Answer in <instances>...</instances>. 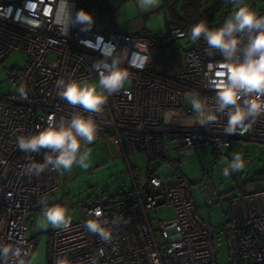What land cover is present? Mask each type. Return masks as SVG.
Wrapping results in <instances>:
<instances>
[{
  "label": "built area",
  "instance_id": "1",
  "mask_svg": "<svg viewBox=\"0 0 264 264\" xmlns=\"http://www.w3.org/2000/svg\"><path fill=\"white\" fill-rule=\"evenodd\" d=\"M80 0H0V62L12 51L25 55L21 67L8 71V93L0 92V264H25L33 247L28 234L32 214L42 207L40 200L55 191L59 170L49 165L39 175H29L25 167L43 162L50 150L23 152L17 137L35 134L48 126V119H70L74 112L91 115L98 126L97 141H109L116 148L115 158L128 168L132 188L124 194H108L90 199L79 206L81 217L68 228H55L50 235L48 264H219L213 231L199 212L191 184L179 165L186 153L210 146L221 150L230 140L243 138L264 144V112L247 132L227 134L228 108L218 112L213 83L226 79L219 50L206 52L203 37L193 42L187 30L173 27L170 36L188 38L183 69L172 78L148 71L150 57L144 38L108 29L93 31L76 23ZM58 6L59 22H56ZM264 16V11L256 13ZM206 22L211 29L209 21ZM199 21V22H200ZM198 22V23H199ZM231 59L243 62L248 33ZM118 61L129 71V85L108 98L100 113H88L72 106L57 93V81H98L93 64ZM194 93L203 100V112L216 113L218 119L200 125L175 127L165 125L164 109L175 114H194L186 96ZM256 93H241L245 99ZM264 100V96H261ZM251 116L244 122L247 124ZM169 143L173 147H169ZM86 146L81 142V149ZM144 155L145 164L136 172L135 157ZM159 158L169 165V172L156 174L150 162ZM218 202V200H215ZM228 214L224 232L228 250L226 264H264V186L242 183L227 198ZM171 207L174 217L152 224L151 212ZM100 215L97 216L96 213ZM99 220L111 231V242L88 231L85 222ZM11 251L4 255V246ZM19 250V255H16Z\"/></svg>",
  "mask_w": 264,
  "mask_h": 264
},
{
  "label": "rangeland",
  "instance_id": "2",
  "mask_svg": "<svg viewBox=\"0 0 264 264\" xmlns=\"http://www.w3.org/2000/svg\"><path fill=\"white\" fill-rule=\"evenodd\" d=\"M244 3L254 13L264 11V0H244ZM229 9L233 10L231 0H224L221 10L209 21L211 28L222 26L223 21L219 15ZM91 13L94 23L89 30L104 31L118 29L126 33H136L137 36L147 41L162 40L166 35V22H173L172 11L163 0L155 3H144L140 0H80L79 9ZM84 26V25H83ZM85 27V26H84ZM178 45L183 50L189 46L188 38H177ZM25 55L18 51H12L2 62H0V92L8 93L10 86L7 82L8 71L12 68L21 67L24 64ZM88 82H96L89 79ZM124 85H129L125 81ZM200 98L194 93H188L186 103L192 108V100ZM194 111V110H193ZM162 120L165 125L175 127H190L200 125L201 117L192 114H175V110L167 108L163 110ZM173 147L172 143L168 145ZM87 149L90 153L88 168L73 164L70 170H59V187L47 196V204L32 214L29 221L31 230V243L33 247L25 264H48L50 235L53 228L46 227L42 209L53 205H60L66 209L67 216L71 222L81 217L79 206L94 197L103 195L127 193L132 188V178L128 168L123 161L115 158L116 148L109 141H97L95 144L86 145L81 149ZM233 153H239L244 161V168L239 172H230L225 177L223 169L232 160ZM176 166L191 184L192 195L199 207V212L213 231V241L216 251L217 262L226 264L228 262V250L224 232L226 224L225 216L228 214L227 198L236 186L242 183H255L256 186H264V144L250 142L243 138L230 140L221 150H214L210 146L189 150L185 161L179 165L175 154H171ZM136 169L141 172L145 164L144 155L135 157ZM156 174L169 172V165L162 163L159 158L150 162L148 167ZM218 200L216 202L215 200ZM152 224L157 226L159 221L169 220L174 217L171 207H163L157 212H151Z\"/></svg>",
  "mask_w": 264,
  "mask_h": 264
},
{
  "label": "clouds",
  "instance_id": "3",
  "mask_svg": "<svg viewBox=\"0 0 264 264\" xmlns=\"http://www.w3.org/2000/svg\"><path fill=\"white\" fill-rule=\"evenodd\" d=\"M144 3H155L157 0H140ZM233 10L224 20L222 26L209 28L204 21H200L191 26L190 39L197 42L203 37L207 44L206 52L209 56L213 55L211 49L219 50L225 61L221 65L226 72L218 75L226 76V79L219 83H213L216 89L215 98L218 105V112H223L228 108V122L226 126L227 134H235L237 128H241V135L247 132L252 123L264 112V16H258L251 11L244 3V0H231ZM56 22H59L58 6L56 8ZM76 23L90 28L94 23L91 13L80 9L76 13ZM248 33V43L244 48L243 62H234L232 57L237 53V48L241 44V36L238 34ZM101 61L93 64V68L98 72V83L81 81L76 79L58 80L57 95L67 101L72 106H80L88 113H100L103 106L108 102V98L117 93L129 77V71L121 64L113 60L111 64L104 63L101 70ZM253 93L257 95L252 99H245L243 105L238 102L241 100V93ZM192 108L195 115L201 117V123L215 121L218 119L216 113L205 114L203 112V100L194 98ZM251 116L253 119L247 124L244 122ZM98 126L92 116H84L80 112H74L70 119L61 118L59 122L54 116L48 119V126L38 129L35 134L17 137V146L23 152L39 153L41 149L50 150L44 156L43 162H35L25 167L26 174L39 175L43 173L49 165L53 170H70L73 164H78L83 168H88L86 161L89 158V151L85 149L81 152V142L85 145L93 143L96 139ZM244 168V161L239 153H233L232 160L223 169L225 177L230 172H239ZM40 204H47V199L40 200ZM42 215L46 227L51 225L53 228H68L71 224L70 217L67 216L66 209L60 205L44 207ZM100 215L99 212L96 213ZM85 227L89 232L98 234L100 239L111 242L112 234L107 228L101 226L99 220L90 219L85 222ZM11 247L6 245L3 248L4 255L7 256ZM16 255H19L17 250ZM60 264H69L67 258Z\"/></svg>",
  "mask_w": 264,
  "mask_h": 264
},
{
  "label": "trees",
  "instance_id": "4",
  "mask_svg": "<svg viewBox=\"0 0 264 264\" xmlns=\"http://www.w3.org/2000/svg\"><path fill=\"white\" fill-rule=\"evenodd\" d=\"M163 1L166 2V5L172 11L174 20L173 22L165 23L167 31L162 40L151 39L147 41L150 57V64L147 69L163 77L172 78L183 69L184 50L178 45L177 38L170 36V30L173 27H180L187 30L188 35H190L191 26L198 23L201 19L210 21L223 7L224 0ZM229 9L231 7L229 8L228 6L227 10L219 15V18L223 22L228 17ZM132 34L137 35L136 33ZM119 194H124V192H120Z\"/></svg>",
  "mask_w": 264,
  "mask_h": 264
},
{
  "label": "water",
  "instance_id": "5",
  "mask_svg": "<svg viewBox=\"0 0 264 264\" xmlns=\"http://www.w3.org/2000/svg\"><path fill=\"white\" fill-rule=\"evenodd\" d=\"M28 234H29V235L31 234V230L28 231Z\"/></svg>",
  "mask_w": 264,
  "mask_h": 264
}]
</instances>
